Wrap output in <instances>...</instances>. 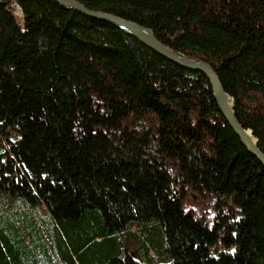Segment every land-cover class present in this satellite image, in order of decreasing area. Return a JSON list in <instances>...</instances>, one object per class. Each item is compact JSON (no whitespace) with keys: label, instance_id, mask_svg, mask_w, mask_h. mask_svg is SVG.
Here are the masks:
<instances>
[{"label":"trees","instance_id":"1","mask_svg":"<svg viewBox=\"0 0 264 264\" xmlns=\"http://www.w3.org/2000/svg\"><path fill=\"white\" fill-rule=\"evenodd\" d=\"M76 1L210 65L264 154V0ZM0 264H264V165L202 73L0 0Z\"/></svg>","mask_w":264,"mask_h":264},{"label":"water","instance_id":"2","mask_svg":"<svg viewBox=\"0 0 264 264\" xmlns=\"http://www.w3.org/2000/svg\"><path fill=\"white\" fill-rule=\"evenodd\" d=\"M50 1L68 10H74L76 12H79L91 19L110 23L122 30L123 32L133 36L143 45H145L155 53L159 54L160 56L164 57L165 59L173 62L174 64L190 71H197L202 73L208 79L212 87L213 96L217 103V106L222 116L234 132V134L238 137V139L240 140L242 145L247 149V151L261 164L264 165V154L258 149L256 139L253 137L252 133L249 130H245L239 124L234 113L233 102L225 93L217 75L210 67V65L201 60L187 58L184 55L174 52L168 49L167 47L163 46L155 39L154 33L151 29L142 27L138 24L124 20L112 14L90 10L76 0ZM18 11H20L21 13L20 9H18Z\"/></svg>","mask_w":264,"mask_h":264},{"label":"rangeland","instance_id":"3","mask_svg":"<svg viewBox=\"0 0 264 264\" xmlns=\"http://www.w3.org/2000/svg\"><path fill=\"white\" fill-rule=\"evenodd\" d=\"M13 14L17 18L18 21H21V16L18 13V9H14ZM10 137H12V136H10Z\"/></svg>","mask_w":264,"mask_h":264},{"label":"bare ground","instance_id":"4","mask_svg":"<svg viewBox=\"0 0 264 264\" xmlns=\"http://www.w3.org/2000/svg\"><path fill=\"white\" fill-rule=\"evenodd\" d=\"M19 15L21 14L20 11H18Z\"/></svg>","mask_w":264,"mask_h":264}]
</instances>
